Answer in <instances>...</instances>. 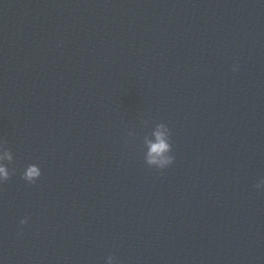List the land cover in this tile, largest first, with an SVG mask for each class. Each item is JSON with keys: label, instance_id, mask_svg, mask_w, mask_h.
<instances>
[{"label": "clouds", "instance_id": "obj_1", "mask_svg": "<svg viewBox=\"0 0 264 264\" xmlns=\"http://www.w3.org/2000/svg\"><path fill=\"white\" fill-rule=\"evenodd\" d=\"M237 66H233V71H237ZM144 124H148V121H144ZM155 131L152 133L154 140L143 138V145L146 146L144 154V160L148 167H154L163 170L171 166L174 163L175 157L172 153L171 144V130L165 123L155 124ZM130 136L134 133H129ZM6 143V142H5ZM7 162V163H5ZM14 162V156L10 149L0 145V184H3L11 179L16 173L15 168H9L7 165ZM42 172L38 165L29 164L26 166L24 171L21 173V179L26 181L29 185L35 184L36 181L41 177ZM255 187L257 189L264 188V179H261ZM28 218H24L20 221L21 225H26ZM107 264H119L113 255L107 257Z\"/></svg>", "mask_w": 264, "mask_h": 264}]
</instances>
